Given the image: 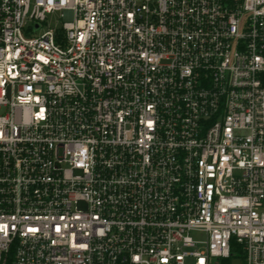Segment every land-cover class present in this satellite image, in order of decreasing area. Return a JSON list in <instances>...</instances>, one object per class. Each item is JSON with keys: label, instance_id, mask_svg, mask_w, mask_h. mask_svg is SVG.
Returning a JSON list of instances; mask_svg holds the SVG:
<instances>
[{"label": "built area", "instance_id": "2783aa9c", "mask_svg": "<svg viewBox=\"0 0 264 264\" xmlns=\"http://www.w3.org/2000/svg\"><path fill=\"white\" fill-rule=\"evenodd\" d=\"M236 259L264 264V0H0V264Z\"/></svg>", "mask_w": 264, "mask_h": 264}, {"label": "rangeland", "instance_id": "374dc122", "mask_svg": "<svg viewBox=\"0 0 264 264\" xmlns=\"http://www.w3.org/2000/svg\"><path fill=\"white\" fill-rule=\"evenodd\" d=\"M63 19L61 18V12H55L53 14H49L47 16V21L45 24H43L40 28H35L34 34L40 35L42 32H44L48 27L53 28H59L62 26ZM193 236L197 239H203L201 236H199L196 233H193ZM241 259L232 260L231 264H241ZM222 264H229L228 262L222 263Z\"/></svg>", "mask_w": 264, "mask_h": 264}, {"label": "trees", "instance_id": "16d2710c", "mask_svg": "<svg viewBox=\"0 0 264 264\" xmlns=\"http://www.w3.org/2000/svg\"><path fill=\"white\" fill-rule=\"evenodd\" d=\"M242 253V251L240 250V254Z\"/></svg>", "mask_w": 264, "mask_h": 264}]
</instances>
